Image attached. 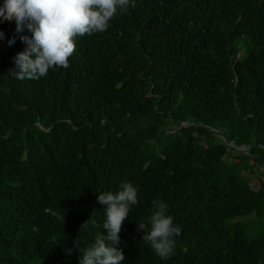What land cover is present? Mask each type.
Here are the masks:
<instances>
[{
	"label": "trees",
	"instance_id": "16d2710c",
	"mask_svg": "<svg viewBox=\"0 0 264 264\" xmlns=\"http://www.w3.org/2000/svg\"><path fill=\"white\" fill-rule=\"evenodd\" d=\"M134 5L40 79L11 72L25 45L0 23V264H79L122 182V264H264V228L239 221H264V0ZM153 201L182 228L166 260L137 230Z\"/></svg>",
	"mask_w": 264,
	"mask_h": 264
},
{
	"label": "clouds",
	"instance_id": "9594fccd",
	"mask_svg": "<svg viewBox=\"0 0 264 264\" xmlns=\"http://www.w3.org/2000/svg\"><path fill=\"white\" fill-rule=\"evenodd\" d=\"M130 6H135L134 0H4L0 23L15 20L16 33L25 45L24 51L13 58L15 70L11 72L21 80L40 79L50 69L68 68L76 50V38L106 31L109 22L118 13L125 14ZM25 30L30 35H23ZM4 39L5 34L0 31V41ZM7 42L12 46L16 38ZM97 203L105 210L102 227L107 235H95L94 242L79 257V264H122L125 257L117 247L119 233L130 207L138 203V189L131 182H122L118 191L98 194ZM168 211L166 203L153 201L152 214L146 223L139 222L137 229L143 233V242L162 260L174 254L175 237L182 232ZM86 227L87 222L81 229ZM78 242L79 237L74 241L79 251ZM67 254L71 255L72 249H67Z\"/></svg>",
	"mask_w": 264,
	"mask_h": 264
},
{
	"label": "rangeland",
	"instance_id": "374dc122",
	"mask_svg": "<svg viewBox=\"0 0 264 264\" xmlns=\"http://www.w3.org/2000/svg\"><path fill=\"white\" fill-rule=\"evenodd\" d=\"M201 151L203 152L204 155L206 154V150L204 148H202ZM258 172H264V167L258 168ZM243 174L244 171L237 167L226 169L223 171L222 184L228 183L230 179H232L234 176L243 175ZM248 182L253 189L257 190L259 188V181L256 176H252V175L249 176ZM252 217L254 218L255 216H250L248 218H241L239 219V221H241V223L247 226L248 228H251L250 229L251 232L261 231L262 228H264V221L262 224H259L258 221L251 220Z\"/></svg>",
	"mask_w": 264,
	"mask_h": 264
},
{
	"label": "water",
	"instance_id": "95a60500",
	"mask_svg": "<svg viewBox=\"0 0 264 264\" xmlns=\"http://www.w3.org/2000/svg\"><path fill=\"white\" fill-rule=\"evenodd\" d=\"M190 123H184V124H182V126L179 128V129H177V130H180V129H183V128H185L186 126H188ZM40 128H42L41 126H40ZM175 132V131H174ZM218 135H219V137L220 138H222V139H225L223 136H222V134L221 133H218V132H216ZM230 146H232V144L231 143H228ZM242 149V148H241ZM241 149H237V150H241ZM249 150V149H248Z\"/></svg>",
	"mask_w": 264,
	"mask_h": 264
}]
</instances>
